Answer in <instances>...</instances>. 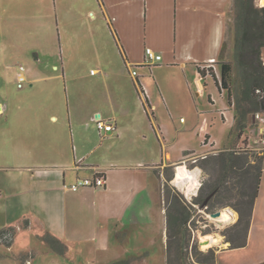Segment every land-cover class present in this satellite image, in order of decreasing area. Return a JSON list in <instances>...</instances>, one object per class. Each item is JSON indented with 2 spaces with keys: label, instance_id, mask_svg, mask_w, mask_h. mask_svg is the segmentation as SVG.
I'll return each instance as SVG.
<instances>
[{
  "label": "crops",
  "instance_id": "obj_1",
  "mask_svg": "<svg viewBox=\"0 0 264 264\" xmlns=\"http://www.w3.org/2000/svg\"><path fill=\"white\" fill-rule=\"evenodd\" d=\"M76 1H52L60 32L70 33L73 30L78 5ZM95 3L86 10V14L95 17L100 13L108 32L103 78L108 76L105 65L116 64L119 58L128 71L132 67L145 68L137 73V79L134 78V96L123 92L122 96L110 95L104 100L116 104L127 100L132 108H119L111 113L92 110L87 111V115L83 114L84 119L89 121L93 120V114L100 115V119L104 118L107 124L115 128L104 136L94 128L97 133L94 138L80 135V121L74 123V117L79 115L69 111L70 147L62 128L53 124L52 120L57 119L53 111L21 109L12 112L0 103V230L9 227L16 229L11 244L8 247L1 245L6 249L11 248L19 233L24 231L31 232L44 244L42 238L46 233L59 239L67 248L64 255L55 253L45 245L62 258L70 253L67 245L89 243L101 245L103 251H111V240L123 243L131 236L140 238L139 230H145L143 237L150 242L149 227L152 225H149V221L151 216L153 219L156 215V211L150 209V198L156 190L161 198L165 168H171L182 160H172L171 152L161 145V139H165L162 138L164 130L161 133L160 129L157 131L151 126L153 134L149 127V123L156 121L154 112L159 109L173 112L170 98L155 74L156 70L175 75L197 107L203 100L207 111H212L217 93L226 98L208 70H212L219 79L218 62L224 61L221 47L226 25L233 23L234 0H95ZM255 5L263 6L264 2L255 0ZM0 11V14L4 13L3 6ZM146 48L160 55L161 60L146 64ZM231 52L233 59V45ZM262 59L264 61V48ZM199 70H204V78ZM139 78L152 109L149 112L154 116L151 122L137 93L135 81L139 82ZM220 108L221 105V113L223 110ZM227 111L231 112V130L234 124L233 110L228 104ZM180 120L183 121L182 118ZM14 124L20 127L19 131ZM229 133L223 139L208 137L204 142L208 147L201 154L239 146L246 139L245 135L248 140L252 139L248 128L237 140L231 138ZM149 136L152 142L145 143ZM200 138L202 140V135ZM96 174L105 177L104 188L84 187L77 192L68 189L77 179ZM159 215L164 218L165 242L162 208ZM38 253L29 249L14 257L20 258L24 264H33L32 260L37 258ZM231 253L241 255L236 263L221 260V255L231 256ZM140 254L147 255L148 261V252ZM3 256L0 253V257ZM216 264H264V162L245 245L219 251Z\"/></svg>",
  "mask_w": 264,
  "mask_h": 264
},
{
  "label": "rangeland",
  "instance_id": "obj_2",
  "mask_svg": "<svg viewBox=\"0 0 264 264\" xmlns=\"http://www.w3.org/2000/svg\"><path fill=\"white\" fill-rule=\"evenodd\" d=\"M52 1H0V10H2V6L4 7V13L0 14V103L3 108L12 112H19L21 109L24 111L35 109L53 111L57 118L52 120L53 124L62 128L71 147L68 112L71 111L73 115L78 113L79 116L74 117V123L80 121L78 124L82 126L80 135L97 137V119H94L96 114L92 115L93 120L91 121L87 118L84 119L83 114L87 115L86 112H92V110L111 113V111H117L119 108H132L127 100L121 101L118 103L119 105L104 102V100L110 95L122 96L123 92L125 95L129 92L134 96V78L131 76V72L134 70L140 73L145 68L132 67L128 71L119 58L116 59V64L105 65L108 76L104 79L103 58L107 56L106 50L108 48L105 46V42L108 39V32L100 13L96 14L95 17L86 14V10L94 6L95 0L76 1L78 4L77 12L73 19V30L70 33L60 32ZM231 24L230 22L229 25ZM230 37L223 59L232 63L231 47L233 44ZM110 42V46L113 48L112 41L110 40ZM220 63L218 62L219 69ZM20 67L23 68L22 72L19 71ZM18 73L24 78L21 82L18 81ZM155 74L163 83L166 94L170 98L173 112L168 113L165 109L154 112L156 121H152L153 124L149 123V127L153 134L154 131L151 126L157 131L160 129L161 133L164 130L162 138L165 139L160 138L161 145L171 152L172 160L182 159L165 171L164 178L171 177L169 186L185 201L172 182L175 178V168L178 165H186L189 170L195 167L200 170V187L197 197L194 199L193 205L185 201L190 215L186 231L191 238L188 245L181 248L175 245L174 238L170 239L173 242L170 249L172 264H178L177 258L179 257L183 264H199L203 260L210 262L214 255L217 259L219 251L231 248L230 243L226 241L229 236L233 237L236 242L245 239V232L241 229L242 224H238L239 211H242L246 216L248 205L245 202L249 200L254 190V171L250 165L243 164L241 170L222 171L212 158L222 152H235L237 155L247 157L251 164L257 162V158L264 155V143L261 145L254 141H258L263 135L264 122H260L256 116L264 119V111H258L248 116L250 120L248 122V134L251 135V140H248L247 135H245L246 139H243L239 146L233 145L224 150L202 153L207 159H199L193 164L190 159L185 158L184 151L199 156L201 151L208 147L204 145L208 137L223 139L224 135L230 131L229 125L232 124V121L231 112L227 111L226 91L223 90L226 98L217 93L212 111H207L203 100L198 103V107L192 103L184 85L175 75L170 76L164 70L159 69L156 70ZM141 80L139 78V83ZM229 83L233 94L238 87L234 73L231 74ZM207 104L209 105L208 102ZM219 105H221L220 109L223 110L221 113L219 112ZM181 118L183 121L180 120ZM102 119L104 120V118ZM15 120L18 121V119ZM1 121L0 118V124ZM13 126L19 131L20 127L16 124ZM225 131L227 132L225 133ZM100 134L106 135L104 132H100ZM200 135H202V140ZM74 137L77 141L75 132ZM149 142H152L150 136L145 143ZM183 147L187 149L181 150ZM178 156L179 158H174ZM219 187L217 196L206 208L201 209L200 202L211 191ZM149 203L150 209L153 208L156 211L154 218L152 219L151 216L149 221V225H152L149 227L150 242L143 237L145 230L142 232L139 230L140 238L135 239L131 236L123 243H118L116 239L111 240L109 245L111 251H103L101 245L89 243L67 245L70 253L67 257L62 258L54 254L31 232L24 231L19 233L15 243L9 249L3 247L5 241L0 238V253L4 255L0 257V264H24L20 258L14 256L29 249L39 252L37 258L32 260L33 264H109L121 257L145 255L140 254L143 252L149 253L148 261L147 255H145L141 260L131 264H165L164 218L159 215L161 208L165 213L163 194L160 198V194L158 195L156 190ZM220 210L222 212L228 210L234 216V223L217 226L218 224L209 214ZM206 235L217 238L219 243L204 248L200 244V238ZM8 238V233H5L3 239ZM138 253L140 255H137ZM231 254L233 255H221V260L236 263L241 257L238 253Z\"/></svg>",
  "mask_w": 264,
  "mask_h": 264
},
{
  "label": "trees",
  "instance_id": "obj_3",
  "mask_svg": "<svg viewBox=\"0 0 264 264\" xmlns=\"http://www.w3.org/2000/svg\"><path fill=\"white\" fill-rule=\"evenodd\" d=\"M231 33V35H230ZM231 36V37H230ZM229 37L233 44V62L223 61L220 63L219 79L215 74L208 70L209 75L215 81V85L220 92L223 90L227 94V104L231 108L233 106L234 124L230 130L229 135L234 139H240L250 121L248 116L255 112L264 111V61L262 59V49L264 48V6L257 7L255 0H234L233 7V23L226 25L225 40L221 47V55L228 47ZM121 56L123 51L119 48ZM234 73L238 87L235 93H231L230 80L231 74ZM201 77H205L204 70H199ZM136 84L137 93L141 100L143 109L147 114L149 121L154 118L151 112V106L141 87ZM191 154L185 151L184 156ZM207 159L204 158L202 160ZM258 161L251 164L247 157L237 155L235 152H222L213 156L212 160L217 163L222 171L242 169L243 164H248L254 171L253 183L254 190L249 200L245 203L248 205L246 216L242 211L238 224H242V230L245 232V239L241 242H236L233 237L227 238L231 248H239L245 245L247 229L251 217L252 206L257 193V187L262 172V164L264 162V155L257 158ZM250 168V169H251ZM168 168H165L167 170ZM171 177H166L162 187V194L165 202V224H166V264H172L173 259L170 256V249L173 242L170 239H175V245L178 248L188 245L190 241V234L187 233V225L190 220V215L187 211V206L182 197L173 192L174 190L169 186ZM215 197L219 193L220 187L214 189ZM174 193V194H172ZM198 201V200H197ZM204 200L200 203L202 204ZM244 216V217H243ZM15 228L9 227L0 230V238L4 240V245L9 246L15 234ZM5 233H8L9 238L3 239ZM45 244L55 253L64 255L67 248L59 239L53 235L46 233L43 236ZM142 256H131L128 258H120L109 264H131L134 261L141 260ZM178 264H183L180 257L177 258ZM217 259L215 255L210 262H199V264H216Z\"/></svg>",
  "mask_w": 264,
  "mask_h": 264
},
{
  "label": "built area",
  "instance_id": "obj_4",
  "mask_svg": "<svg viewBox=\"0 0 264 264\" xmlns=\"http://www.w3.org/2000/svg\"><path fill=\"white\" fill-rule=\"evenodd\" d=\"M264 6V5H263ZM144 54H145V58H144V62L146 64H154L155 62H159L161 60V56L160 55H157L153 52L152 49L150 48H146L145 51H144ZM19 71L22 72L23 71V68L20 67L19 68ZM131 76L133 78H136L138 77V74L136 71H132L131 72ZM24 78L23 76L18 73V81H23ZM136 83H138V85L141 87L142 89V86L139 82L136 81ZM20 86V84H19ZM256 119H258L260 122H264V119L263 118H260L259 116H256ZM97 128H98V131L99 132H113L115 130L114 126H112V124H107V122H105L104 120L100 119V118H97ZM263 135H264V130H263ZM263 135L259 138L258 141H256V143H259V144H263L264 143V137ZM186 159H190V162L195 164L199 159H204L206 158L205 155L201 154L198 156V154H189L185 157ZM184 167H186V165H183ZM187 168V167H186ZM189 170V169H188ZM193 170H199L197 167L191 169L190 171H193ZM199 173H200V170H199ZM198 184L197 186L195 187V189L187 192L186 190V186H183L181 188H179L178 186L174 185V187H176L178 189V191L182 194L183 198L185 199V201L191 205H193V201L194 199L197 197V193H198V189L200 187V180H199V174H198ZM105 183H106V180H105V177L103 176V174H96L92 177H89V178H82V179H77L73 184H71L70 186H68V189L71 190L72 192H77L79 191L81 188H84V187H91V188H104L105 187ZM206 208V207H205ZM229 223H234V222H229Z\"/></svg>",
  "mask_w": 264,
  "mask_h": 264
},
{
  "label": "bare ground",
  "instance_id": "obj_5",
  "mask_svg": "<svg viewBox=\"0 0 264 264\" xmlns=\"http://www.w3.org/2000/svg\"><path fill=\"white\" fill-rule=\"evenodd\" d=\"M198 170L190 171L183 165H178L175 168V178L172 181L179 188L186 186L187 192L195 189L198 184ZM221 215L217 218H213L218 224L217 226H223L225 223L234 222V216L230 214L228 210H224ZM219 243V240L211 235H206L200 238V244L204 248L211 247Z\"/></svg>",
  "mask_w": 264,
  "mask_h": 264
},
{
  "label": "water",
  "instance_id": "obj_6",
  "mask_svg": "<svg viewBox=\"0 0 264 264\" xmlns=\"http://www.w3.org/2000/svg\"><path fill=\"white\" fill-rule=\"evenodd\" d=\"M100 118V115H96V119ZM213 194H210L209 196H207V198L203 201V203L200 205L201 209L206 207L207 201L209 200V198L212 196ZM221 215V210L220 211H216V212H212L209 214V216L211 218H217ZM230 245V244H229Z\"/></svg>",
  "mask_w": 264,
  "mask_h": 264
},
{
  "label": "flooded vegetation",
  "instance_id": "obj_7",
  "mask_svg": "<svg viewBox=\"0 0 264 264\" xmlns=\"http://www.w3.org/2000/svg\"><path fill=\"white\" fill-rule=\"evenodd\" d=\"M216 192H217V191L213 190V191H211V192L208 194V196H209L210 194H213V195H212V196L209 198V200L207 201L206 207H207V206L212 202V200L215 198ZM206 198H207V196H206ZM206 198H204V200H205Z\"/></svg>",
  "mask_w": 264,
  "mask_h": 264
}]
</instances>
